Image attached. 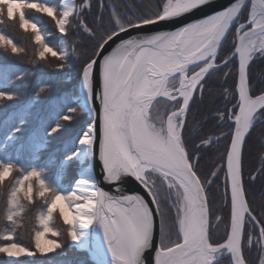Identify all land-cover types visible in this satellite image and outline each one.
Returning a JSON list of instances; mask_svg holds the SVG:
<instances>
[{
    "label": "snow or ice",
    "instance_id": "snow-or-ice-1",
    "mask_svg": "<svg viewBox=\"0 0 264 264\" xmlns=\"http://www.w3.org/2000/svg\"><path fill=\"white\" fill-rule=\"evenodd\" d=\"M203 7H211V0H161L151 15L121 18L111 6L105 15L104 0H0V25L17 22L30 32L39 60L50 55L63 69L77 56L83 93L78 107L89 118L61 161H86L89 166L67 187L59 174H49L53 157L44 165L39 160L47 138L73 119L76 108L58 114L42 136L30 135L32 156L26 162L19 156L23 145L15 152L9 149L23 131L31 106L22 107L19 121L3 133L0 185L10 181L12 187L0 212V256L5 258L0 264H19L21 257L38 253L59 255L63 243L55 214L66 226L67 242L88 250L95 264H147L148 252L154 253V264H224L225 258L227 264H264V191L254 206L250 182L256 177L246 180L244 172L256 126L264 124V74L259 85L251 74L253 63L264 60V0H229L175 29L142 34L148 26ZM37 16L54 24L58 45ZM0 50L14 57L26 54L2 30ZM216 73L232 79L223 109L212 103ZM19 95L8 90L6 81L0 83V104ZM222 140V162L205 167ZM97 157L100 180L110 190L92 174ZM220 174L227 217L213 211V186ZM258 174L264 176V163ZM128 176L144 195L120 189ZM34 196L44 208L32 246H26L16 236L23 227L21 198L34 202ZM221 223L222 242L212 238Z\"/></svg>",
    "mask_w": 264,
    "mask_h": 264
},
{
    "label": "trees",
    "instance_id": "trees-1",
    "mask_svg": "<svg viewBox=\"0 0 264 264\" xmlns=\"http://www.w3.org/2000/svg\"><path fill=\"white\" fill-rule=\"evenodd\" d=\"M108 1L105 3V15L108 13ZM118 12L124 16L135 18L137 15H151L157 11V5L161 0H115ZM35 19L41 24L42 29H45L52 35L48 37L54 45L59 44L56 36V29L54 24L47 18L37 16ZM0 30L9 34L14 41L21 47L26 49V54L20 57L9 56L0 50V83L7 82L8 90H18L19 95L13 101H5L0 104V138L8 128L15 125L20 119V109L25 105H30L28 114L26 115V123L23 125V131L18 134V139L15 145L9 149L15 152L16 147L23 145L19 152L21 162H26L32 156L30 148L29 137L36 133L39 136L43 135L44 128L52 123L57 115L68 114L70 108H76L79 111L80 104V61L76 55L65 64L63 69H58L56 58L50 55L46 60L41 61L36 57L37 48L34 45L33 36L30 32H25L19 28L17 22H11L6 25H0ZM88 42L84 41L86 45ZM90 51V48L88 49ZM236 71V66H233V72ZM252 78L257 81L259 85L261 74H264V60L257 59L251 67ZM44 87V92H39V88ZM213 101L212 103L218 109H223L226 101L225 96L232 91V79L220 74H215V79L212 84ZM231 99V97H228ZM205 104L209 101L205 99ZM231 105H229L230 107ZM87 113L80 112L73 115V119L64 121L65 127L60 132L52 137H48L47 148L40 153L39 164L44 165L48 162L49 157H53L55 163L49 168V174L52 176L60 175L62 184L67 187L70 186L77 176V169L71 167L69 172L63 170L61 161L64 156L71 152L74 147L75 139L80 135L82 130L86 127L88 121ZM223 131H227L224 128ZM264 124H257L253 139L248 153L245 157V179L249 176H255V180L250 182L253 194L256 197V204L258 206L260 201V194L264 191V176L258 174V169L264 163ZM226 141L222 140L212 153L206 158L205 167L211 168L213 163L220 161L224 154V144ZM218 149V150H217ZM19 173H14L18 175ZM12 182L5 181L0 185V212L6 207V200L10 194ZM224 191V176L220 174V179L213 186V192L216 194L217 200L213 205V211L222 217L228 216V206L223 196ZM21 204L24 207L22 214L23 227L17 230V241L32 246V236L34 231L39 227L37 217L40 211L44 208L43 201L34 196V202H29L21 198ZM215 223V222H214ZM54 225L61 232V242L63 249L57 250L59 255L49 253L47 255L37 254L31 257H21L19 264H95L90 259L86 251L79 250L67 242L64 235L66 226L58 214L54 215ZM219 226L224 228L225 225L221 223ZM4 224L0 223V230H3ZM213 240L221 241L222 239L215 238ZM5 258L0 256V261ZM227 264V260H224Z\"/></svg>",
    "mask_w": 264,
    "mask_h": 264
},
{
    "label": "water",
    "instance_id": "water-1",
    "mask_svg": "<svg viewBox=\"0 0 264 264\" xmlns=\"http://www.w3.org/2000/svg\"><path fill=\"white\" fill-rule=\"evenodd\" d=\"M228 3H229V0H211V7H203L200 10H195L190 14H185L183 17L179 19H174L171 22L165 21V22H160L155 26H148L147 28L143 30L142 34H147V33L159 31V30L175 29L176 27H179L184 23L190 22L198 18H202L205 15L211 14L214 10H219L222 6ZM136 34H137L136 32L132 33L133 36H135ZM80 92H81V103H82L83 93H82L81 81H80ZM100 173H101V167L99 165V161L97 157L94 163V171L92 174L97 177V182L100 183L101 187H105L106 190H110L106 184L101 182ZM119 187L125 193L139 192L141 195L145 194L143 189L139 185V183L136 182L135 179L131 176L126 177L125 180L119 185ZM146 198L150 199V197H147V196ZM157 240H158V233H157ZM93 259L95 260V258ZM145 259L147 261V264H154V253L148 252L146 254Z\"/></svg>",
    "mask_w": 264,
    "mask_h": 264
},
{
    "label": "rangeland",
    "instance_id": "rangeland-1",
    "mask_svg": "<svg viewBox=\"0 0 264 264\" xmlns=\"http://www.w3.org/2000/svg\"><path fill=\"white\" fill-rule=\"evenodd\" d=\"M108 4H109V6H111L113 8L114 12L117 13L122 18V15L118 12L117 4H116L115 0L108 1ZM80 103H81V98H80ZM80 112H81L80 110L79 111L77 110V112L72 114V115L75 116V115L79 114ZM88 166H89L88 162H86V161L83 163H77L76 161H70L67 164L63 165V170L69 172L71 167H75L77 169V173H78V172H83L84 169L87 168ZM173 216H174V213L169 214V217H168L169 224H172ZM224 233H225L224 228L219 226V227H216L214 229L212 235L215 238L222 239L224 236ZM171 239H175V228H173L171 231ZM74 247H76V246H74ZM83 251H86L88 256L90 257V259L95 262V260L93 259L94 257L88 252V250H83ZM225 260H227V259L225 258Z\"/></svg>",
    "mask_w": 264,
    "mask_h": 264
}]
</instances>
